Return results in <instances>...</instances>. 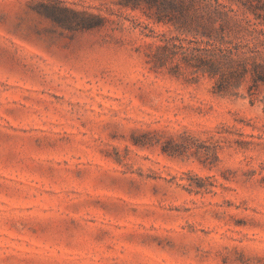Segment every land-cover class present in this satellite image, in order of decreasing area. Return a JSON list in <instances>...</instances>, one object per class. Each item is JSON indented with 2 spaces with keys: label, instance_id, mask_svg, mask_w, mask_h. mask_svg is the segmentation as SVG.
Wrapping results in <instances>:
<instances>
[{
  "label": "rangeland",
  "instance_id": "rangeland-1",
  "mask_svg": "<svg viewBox=\"0 0 264 264\" xmlns=\"http://www.w3.org/2000/svg\"><path fill=\"white\" fill-rule=\"evenodd\" d=\"M149 2L0 0V264H264V0Z\"/></svg>",
  "mask_w": 264,
  "mask_h": 264
},
{
  "label": "trees",
  "instance_id": "trees-1",
  "mask_svg": "<svg viewBox=\"0 0 264 264\" xmlns=\"http://www.w3.org/2000/svg\"><path fill=\"white\" fill-rule=\"evenodd\" d=\"M150 1H152V2H149L151 3V6H152L153 5L152 3H155V2H153V0H150ZM129 6L133 8H137L140 6V2H133V4H129ZM74 13L78 14L76 12ZM163 48L164 49L169 48V44L167 43L166 45L162 46V49ZM173 48L181 49L183 53L185 54L186 64L195 68L197 71H201L204 74L208 73L211 76H215L221 72L220 70L222 66L220 62V55H219V52H217L218 51L217 49L215 50H211V49H198L197 50L196 49V50L189 51V48H187L182 42H180V44H173ZM255 67H259V66H255ZM258 77H259L258 79L262 80V78H260V74ZM222 89L223 88H220V91H222Z\"/></svg>",
  "mask_w": 264,
  "mask_h": 264
}]
</instances>
